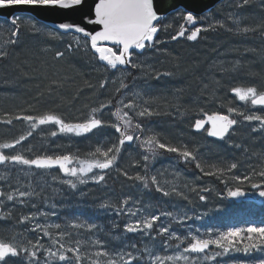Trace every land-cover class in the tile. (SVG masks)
<instances>
[{"label":"rangeland","instance_id":"374dc122","mask_svg":"<svg viewBox=\"0 0 264 264\" xmlns=\"http://www.w3.org/2000/svg\"><path fill=\"white\" fill-rule=\"evenodd\" d=\"M257 3L260 5V8H262L259 0ZM230 4L231 0L226 1L221 7L217 8L218 10L215 12L210 11L201 18V21L203 22V27L201 28H208L209 25H216L218 21L223 22L225 27H215L214 29L210 28L207 31H201L202 35L195 43L193 41H188L187 39L182 40L183 42L181 44L183 46H190L196 43H198V45H204L207 38L211 36L209 33H214L213 30L216 29L221 32V35H219L220 37L216 35L212 39L215 44L219 43V45H216L215 49L212 50L210 57L204 55L202 63H197V61L191 60L192 70L189 71L188 78L191 79L192 84H187L185 88L179 87L177 84L178 81L183 79L182 75L174 76V78L171 76V78L163 84H161L162 80H157L156 75L163 72H161V70L156 71L155 64H163L161 58L167 56L163 55V50L160 48L162 45L159 44H156L151 48H146L141 56H133V62L141 64L143 66L142 68L124 69L122 66H119L120 68L113 72L112 70H109L108 72L106 70L103 71L102 67L97 63L99 61L96 60V57L90 50V44L87 45V50H85L84 47H81L78 50L74 48L73 51L69 52L67 46L70 43L74 44V37L76 36L65 38L57 36V38H52V36L47 34V31L45 30V32H42L39 35L28 33V35L31 36L30 38L23 37V39L28 40L25 46L22 41H19L15 45L7 46L8 56L5 59L0 60V144L13 142L21 135L27 136V133L31 130L28 122L15 119L18 115L39 116L52 111L50 113L60 115L66 122H84L89 118L87 113L91 114L92 108H99L101 105H105V107L97 112L96 115L97 118H100L103 122V126L98 133H108L110 135L106 134L109 137L107 147H111L109 145L118 144L119 133H116L112 125L118 123L123 127V120L115 115L117 109L121 110V116L123 115V112H127L130 118V112L135 115V119L131 118V120L134 121V123H132L133 126L137 124V118H151L152 121L140 123L143 131L137 130L130 133L133 134L134 137L139 136L140 139L134 138L131 143L126 142L125 145L121 147V152L116 164L111 169L107 170V172L102 173L105 175V181L101 183H95L89 180L88 183L78 184L76 189H71L67 184L62 183V180L69 179L70 177L62 175L58 171L35 170L28 166L12 164H7L6 166L1 167L0 191L4 192L5 196L1 199L0 216L8 214H10V216L8 219H0V239L9 241L15 240L16 242L25 243V233L21 231L22 226L17 223V218L13 217V213L17 211L16 214H21L20 216H33L32 210L35 206L32 205L30 209L24 208L27 203L33 202L35 204L41 202L43 203V208L37 216H42L41 218L53 216V213L57 210L54 203V198L59 199L57 195L61 196L65 192H76L79 197H83L85 188H89L90 185L95 186L100 203L104 202L103 204L110 205V207L104 208L107 214L111 215L109 216L110 219L108 220L107 226L110 238L113 239V236L116 235L121 237L120 241L116 240L120 244V249L123 245H135V248H124V251H131L136 256L145 253L143 259L139 261V264H149L150 257L146 254L145 249L154 252L155 255H160L161 257L176 254L175 248L162 247L161 242L167 237V234L164 236L157 235L158 229L161 226L167 227L171 224V229L182 238L188 234L189 229H191L193 233H195L196 229H199L202 238L215 239L217 238L215 232L206 226H208L210 222L209 218L213 217L216 212L220 210L222 211L223 209L228 211V214L244 212L249 217H255L256 214L263 210V207L259 208L251 200L246 202H230L227 195H219L213 184L202 179L198 173H193L191 170L187 169V164H194L188 161L186 162L183 158L179 157L177 153L158 150V154L153 159L147 148L141 147L147 136L156 135L157 138L166 145L178 148L186 147L187 150L194 149V151H199L198 155L201 157H205L206 155H216V152H221V147L210 142V139L208 140L206 136L207 132L205 130L201 132H193L192 127L195 121L200 119L202 115L218 113L216 112V108L221 104V100H223L221 92L223 93L227 86L228 87L225 91L230 87L234 88L236 86H257V81L255 80L256 77L252 76L253 72L251 69L256 66L255 64L261 63V58L257 56L254 60L243 64L239 57H243V61L245 62L248 59H252L251 56H254L256 53L254 50L239 52L240 56L237 57V50H235L233 46L235 44H249L247 40L251 41L253 44L255 43V45L258 42L260 43L259 49H261V53L264 55V31L257 30L262 33L261 38H259L260 40L248 38L247 40L246 38L237 40V26L233 23V20L238 19L241 27L249 26L247 22L250 21V16L246 14V16L244 15V18L239 16L238 12L231 15L230 13L225 14V11L230 12L228 6ZM259 5L257 6L259 7ZM243 8L244 7H241L239 9ZM231 23L234 24V30L231 28ZM0 24H3V21H0ZM165 25L166 23H163L159 26ZM261 26H264L263 23L256 26V28L260 29ZM6 29L7 25H4V27L0 29V31H2V35H0V45H4V41L9 37V31ZM229 29L232 30L230 31ZM222 34L227 36L225 38L232 40V42H225L224 38L221 37ZM160 35L164 40L168 37L167 31L164 28H162ZM20 37L21 35L19 36V39ZM233 38L236 40L234 41ZM81 43H84L83 38H81ZM22 45L24 47L21 51L25 50V56H29L30 61L32 58L38 63H40V61L42 62L44 58H40L36 50H41L45 55L53 53L54 57L57 51L66 52L68 55L67 58L71 55L69 57L70 59L64 61V64L58 65L59 68L57 69V73L63 77L65 71H74L71 67L72 65L77 64L79 70L84 72L86 76H89L91 80L94 79L92 75H97L94 79V84L91 82L87 84V91L94 92V94L92 96L88 95L83 101L76 100L78 102L76 103L78 104V107H76L74 103L68 101L65 102L64 105L60 104L61 102L58 96L52 99V95L55 96L54 91H48L49 99H47V101H41L42 104L39 103L38 105L45 110L43 109L39 112V109H36L38 111H35L27 109V106L23 107L24 105H22V102H24L25 94L29 93L30 90L27 88L22 89L21 84L24 82L23 79L10 81L9 77L11 69L14 68V63L15 67L20 64L16 60V55H14V52L12 53L11 50L18 46V48H21ZM191 52H194L193 49H189L186 53L184 52L183 56L185 57H183V59L185 60ZM23 59L26 58L24 57ZM23 59L21 60L20 68H16L14 72L18 73L20 70H27L24 66L25 61ZM26 60L30 62L29 59ZM70 61H75V63L71 64L69 63ZM60 66L62 68H60ZM234 66H236L235 70H233ZM3 67H5V69L7 68L5 72L6 75L3 74ZM109 72H115V74L110 77L108 74ZM262 73H264V71H262ZM150 75H153V77ZM160 76L163 75L159 74V77ZM22 77L23 76H21V78ZM100 77L102 82L107 80V84L104 88L100 87L101 82H97V79ZM163 77L169 78V76L166 75ZM17 78L20 77L18 76ZM121 79H123V83L126 84L127 87H120ZM64 81L66 82V80ZM68 81L70 80L67 79V82ZM54 86L56 89H61L56 85ZM117 89H119V91H117ZM258 90L261 89L258 88ZM80 91L83 92L82 95L85 94V89ZM35 92L36 91H32V93ZM136 93H140V95L137 96ZM17 99H19L20 102ZM234 99H236V96H233L234 103L230 102L221 104L223 105V112H221V114L228 115V107L236 108L238 112L244 113L245 111L243 109L247 105L251 107L248 114L259 115L258 112H261L264 115V106H253L250 102L243 101V105H241L237 104ZM121 100L124 101V104L134 102L136 107L124 108L120 103ZM6 101L10 103L19 102V104L11 110L1 106V104H4ZM36 105L37 104L35 103L34 106ZM62 106L63 108H61ZM143 107H148L157 114H154L151 117L138 116L137 112ZM254 107H256V109ZM46 109L50 110L47 111ZM8 119L12 120L11 124L3 122ZM251 122H255L258 124V129L260 128V123L258 121ZM241 124L242 123L239 122V126ZM52 131H58L55 125H41L35 130H32V135L28 136L21 144L16 145L15 148L0 149V151L9 155L21 153L26 158L31 159L39 155H55L56 152H59L58 154H60L61 149L78 147L80 142H75L73 137L59 133L57 136L53 137L51 136ZM95 149L96 147L88 146L85 153L89 154L83 158L82 155H78V158L80 160L93 159L91 153H93ZM145 155L150 157L148 161H144L143 157ZM73 166L79 165L75 161ZM123 171L127 172L128 176L132 177H135L137 174L148 176L149 178L155 175L164 190L169 191L171 194L166 197L162 192H157L155 190L156 186L152 185L150 181L149 188L145 189L140 181L131 180L124 174L122 175ZM93 172L101 174L100 171L96 169H94ZM114 174H117L119 177L118 183L121 187L119 192H123L120 199H117L119 192H117L114 187H108V184L106 183L109 179V175ZM172 189H175V191L173 192ZM192 189H195V191ZM19 191H27L30 192L31 195L21 198L18 195ZM7 194H14L16 199L14 201H8L6 199ZM201 195L205 196L206 199L201 201L199 199ZM127 197H131V201L129 202V205L125 206L123 200ZM118 211L122 214H117ZM129 211L137 212V215L130 216L127 214ZM165 212H172L175 219L161 215L160 220L156 221L154 228L150 232H145L143 234L140 232L127 233L124 231V225L126 223L133 222L136 219H144L146 216L153 214L159 215ZM45 213L47 215H44ZM184 213H187V216L192 218L184 220L183 223H179L178 221ZM197 216H199L200 219H196L195 217ZM42 226L47 228L49 225ZM205 232H210V237L204 236ZM64 236H56V239L59 238L61 243L65 244L66 247H73L70 241L64 239ZM189 242L190 238L181 244V251L184 247H187ZM172 243L175 244L177 241L173 240ZM153 245H155V247H153ZM49 247L53 248V250H57V246L55 245H47L44 248ZM217 252L223 254L217 256L216 259L210 261L209 264H229L226 262L223 263V260H226L228 256H231L234 253H242V255L246 253L243 249L234 246L230 247L229 251L224 252L223 249L217 248L215 245H210L207 251L210 255ZM69 254L70 253H65V255L69 257L70 264H76L75 257ZM94 259L96 258L89 259L88 263L81 261V264H92ZM41 260L43 264V258H41ZM56 260L60 262L58 257H56ZM49 261L50 264H53L55 257H50ZM60 264H64V262H60ZM135 264H137V262ZM165 264H172V262L165 261ZM178 264H184V262L180 261Z\"/></svg>","mask_w":264,"mask_h":264},{"label":"snow or ice","instance_id":"6c2138e0","mask_svg":"<svg viewBox=\"0 0 264 264\" xmlns=\"http://www.w3.org/2000/svg\"><path fill=\"white\" fill-rule=\"evenodd\" d=\"M250 0H239L237 7H245L249 5ZM0 10H11L12 14L5 19L3 24H0V29L7 25L9 31V37L4 41V45H0V60L5 59L8 56V45H15L19 42V36L22 31H27L33 35H39L45 32V26L41 25L40 19L35 15L37 12L45 13H57L65 17L55 28L61 30L59 32H52L48 30L47 34L51 35L52 38H57V36L76 33L79 36L74 37V44L70 43L67 46L69 52L84 47L87 50V45L90 43V48L94 50V54H98L99 61L104 62L106 69H118V66H131L132 68H142L143 66L138 63L133 62V52L134 50H145L146 48L154 47V45L162 43V41L157 39V33L166 29L167 26H159V14L154 4V0H0ZM180 19L185 21L188 25H196L197 15L191 10L185 9L180 13ZM233 23L236 24L237 34H247L248 32H255L257 30L264 31V26L260 29L250 28L248 26H240L238 19H234ZM91 26V29H90ZM100 30H95L96 27ZM215 27L223 28L225 25L223 22H217L216 25H209L208 28L195 27L194 30L188 32V29L182 24L180 30L170 37L171 40L175 41L180 37H185L188 41H196L201 31H207L210 28ZM230 31L232 29H229ZM2 35V31H0ZM81 38H83L84 43H81ZM102 42H111L112 44L118 46V51L114 50L112 47H107L102 44ZM65 53L63 51H57L55 53L56 59L63 58ZM233 67V70H235ZM164 75L171 76V72L164 73ZM123 76V73H122ZM159 78V74L156 75ZM107 84V80L101 82L100 87L104 88ZM121 88L127 87L121 79ZM119 91V89H117ZM231 92L239 99V101L250 102L253 106H264V91L258 90L255 86L247 87H234ZM137 96L140 93H136ZM120 103L124 108H134L136 105L134 102H129L124 104L121 100ZM147 103V102H145ZM105 105H101L99 108H92L91 115L84 122H66L65 119L61 118L60 115L54 113H47L39 116L33 115H18L15 117L16 120L26 121L30 124L31 130L27 133V136L21 135L18 139L10 143L0 144V149H12L16 145L21 144L28 136L32 135V130H35L41 125H55L58 131H52L51 136L55 137L59 134H74L75 136H83L87 133L93 132V130L98 129L103 126V122L100 118H97V112L101 111ZM228 113H235L236 115L243 118L244 121H258L260 123L259 129H253V131H264V116L245 114L243 112H238L236 108L228 107ZM121 110L117 109L115 115L119 119L123 120V127L120 124H113L112 127L115 129L116 133H119L118 144H113L111 147L100 148L97 147L93 153H91L93 159L90 160H80L78 157H74L69 154L61 155H39L35 158H26L21 153L16 154H5L0 151V165L12 164V165H23L28 167H35L38 169H52L58 168L65 176L70 177L69 179L62 180V183L67 184L71 189H76L78 184H86L89 180L95 183H101L105 181V175L102 174L104 170L111 169L117 162L118 156L121 152V147L125 145L126 142H132L135 139H140L139 136L130 134L137 130L143 131L139 123L135 124L133 127L132 120L127 112H123L120 115ZM154 113L148 107H143L137 112L140 117H151ZM4 123L11 124L12 120H4ZM239 123L235 118H231L229 115L221 113H212L211 115L206 114V119H198L195 121L193 127L196 131L205 130L207 135L210 137H216L223 140L227 135H229L230 130L234 128ZM205 124L210 125V127L205 129ZM141 147H146L151 153L154 159L158 154V150H166L169 153H177L179 157L183 160H196L197 157L187 148H178L162 143L156 135L147 136ZM239 147V145H236ZM144 161H148L150 157L145 155L143 157ZM76 161L79 166L69 165ZM196 167L203 171L200 163L196 164ZM237 167L236 163H232L229 166V170L235 169ZM100 170L101 174H96L93 170ZM91 174V175H89ZM211 174V173H206ZM124 175L131 180L140 181L145 189L149 188V181L152 185L156 186L157 192H162L164 196H169L171 193L164 190V188L159 184L157 176H142L137 174L135 177L128 176L125 172ZM258 175L264 178V171H260ZM246 179H249L246 177ZM252 187H260V185L252 184ZM195 191V189H192ZM174 192L175 189H172ZM19 197L23 198L25 196H30L31 193L27 191H19ZM244 192L239 186L235 189H229V197H241ZM259 195L264 197V191H260ZM5 196L4 192H0V197ZM6 199L8 201H14L16 196L14 194H7ZM186 199V197H185ZM201 201L205 200L206 197L201 195L199 197ZM131 197H127L123 200L125 206L129 205ZM35 206V205H33ZM101 208H108L110 205L101 204ZM54 214V213H53ZM117 214H122L118 211ZM130 216H136L137 212L129 211L127 213ZM44 215H47L46 213ZM161 215L166 217H171L175 219L172 212H165L162 214H153L146 216L144 219H136L133 222L126 223L124 225V231L127 233H137L141 234L145 232H150L156 223L160 220ZM10 214L0 216V219H8ZM188 217L187 213H184L179 223H183L186 219H191ZM200 219L199 216L195 217ZM35 219L34 216H23L20 222L29 221ZM73 227H87L89 230L96 228L94 224H76ZM55 228L59 229L60 225H55ZM39 229L43 232L44 236H50L47 228L43 227L39 223L35 225L32 231ZM248 234L247 238L252 240L253 237L257 238L259 243H252L246 245L243 251L248 252L251 249H259L260 243H264V227L249 226L246 229L241 228H231L226 232L220 233L217 238H202L199 233V229L195 230V233L191 229L186 236L183 238L175 233L171 229V224L164 227L161 226L158 229L157 235L167 237L161 242L163 248H175V255H167L161 257L160 255H155L154 252L145 249L146 254L150 257L149 264H165V261H171L172 264H178V262L183 261L184 264H209L210 261L215 260L217 256L223 253L217 252L215 254H208L206 249H209L210 245H215L217 248L223 249L224 252L229 251L230 247L234 246V238L240 237L242 232ZM210 232H205L204 236L210 237ZM60 237L64 236V233L59 234ZM51 238V237H50ZM187 247H184L181 251V244L185 240H189ZM114 240L120 241L121 237L116 235L113 236ZM175 240L177 243L173 244L172 241ZM95 246H101L102 242L96 240ZM79 244V242H77ZM53 245L57 246V250L53 248H44L41 241L37 239L35 242L28 241L25 243L16 242L15 240H3L0 239V264H11L12 258H17L23 262V264H41V257H43V264H50V257H58L60 262L64 264H70L69 257L65 253H72L75 257L76 264H81L82 256L80 254V248H73L71 246H65L61 243L60 239L57 238L53 240ZM155 247V245H153ZM124 248H135V245H123L122 249L109 253L107 251H96L94 256L96 259L92 261V264H133L136 261L143 259L145 253H141L140 256L134 255L131 251H124ZM264 250V249H262ZM196 254V255H192ZM203 254V255H201ZM106 259H100V258ZM127 257V259H126ZM258 264H264V259L258 261Z\"/></svg>","mask_w":264,"mask_h":264},{"label":"trees","instance_id":"16d2710c","mask_svg":"<svg viewBox=\"0 0 264 264\" xmlns=\"http://www.w3.org/2000/svg\"><path fill=\"white\" fill-rule=\"evenodd\" d=\"M229 1V0H226ZM225 1V2H226ZM258 0H250L249 5L245 6L243 9H239L241 7H237V4L239 3V0H231V4L229 6V11H225L224 13H230L233 14L235 12L239 13V16L244 17L249 15L250 21L247 22L250 28H256V26L261 25L263 23L264 25V0H259L261 2V7L257 3ZM224 2V3H225ZM223 3V4H224ZM220 4L217 7H215L212 11L215 12L218 10L217 8L221 7ZM259 5V7L257 6ZM251 8V9H250ZM228 10V9H227ZM180 13L181 12H175L173 15H169L166 18H164L161 22H159V25L166 23V31H167V38L165 40L161 37V31L157 33V39L162 41V43H159V45H162L160 48L163 50V55H167L164 58H161L163 61V64H155L156 71L161 70L163 73H159L164 76V73L171 72L174 78V76H183V79L177 82L179 87L185 88L187 84L191 85V79L188 78L189 71L192 70V63L191 60L197 61V63H202L203 56H211L212 50L215 49L216 45L218 46L219 43L215 44L212 39L214 36L221 35L220 31L213 30V32L209 33L211 35L209 38H207V41L204 43V45L198 43L190 46H183L181 43L184 39H177L175 41L171 40L170 37L172 35L176 34L177 29L180 26L182 19H180ZM242 13V14H240ZM245 18V17H244ZM1 21V20H0ZM4 22V21H3ZM171 28V29H170ZM231 28L234 30V24L231 23ZM45 30L48 32L47 27H45ZM52 31V30H51ZM172 31V33H170ZM55 32V31H52ZM29 32L22 31L21 37L19 41L24 42V46L27 39H23V37L30 38L31 36L28 35ZM26 35V36H25ZM213 35V36H212ZM233 35V34H232ZM62 38L70 37L73 35H60ZM262 33L259 31L255 32H248L247 34H238L236 36L237 40L247 38L248 39H255L260 40ZM201 37V36H200ZM220 37V36H219ZM224 38L225 42L230 43L232 40L227 39L222 34L221 36ZM199 39V38H198ZM197 39V40H198ZM234 41L236 40L233 38ZM164 40V41H163ZM196 40V41H197ZM196 41H193L194 43ZM249 44L243 43V44H235L233 48L237 50V57H239V52H246L250 50H254L256 53L254 56H251L252 59H248L247 61H243V57H239V59L242 61V63H247L255 59V57L259 56L261 58V63L255 64L256 68L254 67L251 69L252 76L256 77L255 80L257 81V88H260L262 91H264V55L261 53V49H259L260 43L253 44L251 41L247 40ZM20 45V44H19ZM21 48L15 47L12 49V53L14 52V55H16V60L18 63L21 64V60L25 57L26 59H29V56H25V50L21 51L23 49V46ZM45 47L44 45H42ZM229 46V44H228ZM189 49H193L194 52L189 53V56L183 59L184 52L189 51ZM92 54L96 57V60H98L97 55L94 54L92 49L90 48ZM38 53V56L43 59V61L40 63L35 62L34 59L31 58V61L28 62L26 59H23L25 61V70H20V72L16 73L14 72L15 69L20 68V64L14 68L11 69V73L9 74L10 81L17 80V79H23V83L21 84L22 89L27 88L30 90L29 93L25 94L24 102H22L23 107L27 106V109H32L35 111H38L36 109H39V112H41L44 108L41 106H38L39 103L42 104L41 101H47L48 98V91H54L55 96L52 95V99L56 98V96L59 97L60 104H65V102L74 103L76 107H78V101L85 100L88 95L92 96L94 92L87 91V84L95 82V75H92L94 77L93 80L89 78V76H86L84 72L79 70V66L77 64L72 65L71 69L74 71H65L63 74V77L57 73V69L59 68V64H64V61L67 59H70L69 56L67 58V53L65 52V55L61 59H56L54 57L53 53L43 54L40 51L36 50ZM145 50L142 52H133V56H141L144 53ZM192 51V50H191ZM74 57V56H72ZM238 59V58H237ZM245 60V58H244ZM69 63H75V61H70ZM100 67H102L103 71H109L112 70L116 71L118 69H106L105 64L101 63L100 61L97 62ZM70 65V64H69ZM11 66V67H13ZM9 67V66H8ZM246 67V66H245ZM60 68H62L60 66ZM131 66L124 67V69H131ZM247 68V67H246ZM7 69V68H6ZM6 69L3 67L4 75H6ZM29 71V72H27ZM31 74V75H28ZM110 77H112L114 73L109 72L108 73ZM251 75V74H250ZM20 78H17V77ZM21 76H23L21 78ZM153 77V75H150ZM163 76H160L157 80L161 81L163 84L168 79L171 78H165ZM168 76V75H166ZM29 77V78H28ZM67 79L70 80L67 82ZM66 80V82L64 81ZM101 77L97 79V82L100 83ZM157 84V83H156ZM154 84V85H156ZM160 84V85H161ZM259 84V85H258ZM58 86L56 89L55 86ZM94 86V85H92ZM96 87V86H95ZM228 87V86H227ZM226 87V88H227ZM230 87V86H229ZM237 87V86H236ZM225 88V89H226ZM85 89V94L82 95L83 92L80 90ZM222 93L221 97L223 100H221L222 103H230L233 102V95L231 92V87L227 89ZM32 91H36L35 93H32ZM19 101V99H17ZM76 101V102H75ZM234 101L237 102V104H242V101H239V99H234ZM20 102V101H19ZM19 102H5L4 104H1L3 108L11 109L13 110ZM37 104L34 106V104ZM234 103V102H233ZM87 105V103L85 102ZM219 105L216 108V112L221 113L222 106ZM85 105V106H86ZM20 106V105H19ZM31 107V108H30ZM34 107V108H32ZM1 108V107H0ZM63 108V106L61 107ZM60 108V109H61ZM250 106L244 107V113L248 114L250 111ZM253 108V107H252ZM256 109V107H254ZM258 109V108H257ZM22 110V109H21ZM45 110V109H44ZM47 111L50 109H46ZM52 110V109H51ZM187 110V109H186ZM31 111V110H30ZM52 112V111H50ZM48 112V113H50ZM47 114V113H45ZM131 118L135 119V115L130 112ZM231 118L237 119L242 124L239 126V123L231 130L229 135L221 141H213L209 140L213 144H216L218 147H221L222 150L220 153L216 152V155H209L205 157H201L198 155L199 151H194V149H189L196 157V160H188V162H191L194 165L187 164V169L191 170V172L198 173L202 179L205 181H208L210 184H213L216 188V192L219 195H228L229 189H235L237 186L241 188L244 192H252L257 193L259 191H264V178L260 177L258 173L260 171H264V131H253V129H258V124L255 122H248L244 121L242 117L233 114V113H227ZM259 115L264 116L261 112H258ZM91 114L87 113V116L89 117ZM137 123H147L151 122V118L146 119H136ZM134 123V121H132ZM134 127V126H133ZM101 127L97 129L92 134L81 137V138H73L75 142H80L77 148H65L61 149L60 154L59 152H56L55 155H61V154H72L75 157H78V155H82V158L85 157L89 153H85L86 148L88 146L91 147H100V148H106L107 147V141L109 139L108 135L103 133H98L100 131ZM188 134V133H187ZM110 136V135H109ZM111 138V137H110ZM112 140V139H111ZM173 140V139H172ZM236 145H239V147H236ZM112 146V145H109ZM187 162V161H186ZM200 163L201 167L203 168V171L201 169L196 167V164ZM232 163H236L237 167L235 169L229 170V166ZM105 173V172H104ZM125 173V171L122 172V175ZM206 173H211L206 174ZM249 178V179H246ZM109 179L106 181L108 184V187H114L117 192L120 191L121 187L119 186L118 179L119 177L117 174L109 175ZM121 179V176H120ZM252 184L260 185V187H252ZM83 197H79L76 192H65L63 195H57L59 199L54 198L55 206L57 207L56 212L53 214V216H47L44 218H41L42 216H37L43 208V203H33L29 202L24 208H31L32 205H35V208L32 210V215L35 217V219L25 221L23 223L20 222L21 214H16L17 211H15L14 218H17V223L21 225V231L25 233L24 240L25 243L28 241L35 242L37 239L41 241V244L43 247L49 245L53 246V240L56 239V236H59L60 233H64V239L68 240L72 243L73 247H79L80 248V254L82 256V261L84 263H88L89 259L96 258L94 256V253L96 251H107L109 253H113L115 251H119L120 244L110 238L108 234V220L110 219V214H107L104 208H101L100 205L104 202L100 203V200L97 197V190L94 185H90L89 188H85ZM119 196L117 199H120L123 194V192L118 193ZM235 202V201H231ZM228 211H225L222 209V211L216 212V214L213 217L209 218V224L206 226L207 228H211L215 232V236L217 237L220 233L226 232L231 228H241L246 229L249 226H257V227H264V210L260 211V213L256 214L255 217H249L244 212L240 213H233L228 214ZM230 212V211H229ZM207 220V219H206ZM6 222V221H5ZM39 223L40 225H49L47 227V230L49 231L50 236H44L43 232L37 229L36 231H32V229L35 227V225ZM59 224L60 228H55V225ZM76 224H94L96 225V228L89 230L87 227H73V225ZM3 225V224H2ZM1 225V226H2ZM248 234L245 232L241 233L240 237L234 238V247H237L239 249H244L246 245H250L252 243H259L258 239L253 237L252 240H249L247 238ZM51 237V238H50ZM70 237V238H69ZM72 238V239H71ZM100 240L102 242L101 246H95V241ZM79 242V244H77ZM264 243H260L259 249H251L246 252L244 255L242 253H234L231 256H228V258L223 260V263H229V264H258V261L261 259H264ZM74 256L73 254H69ZM43 258V257H41ZM100 259H106V258H100ZM134 264L136 262H133ZM11 264H23V262L17 258H12ZM42 264V260H41ZM53 264H60L56 260L53 262Z\"/></svg>","mask_w":264,"mask_h":264},{"label":"water","instance_id":"95a60500","mask_svg":"<svg viewBox=\"0 0 264 264\" xmlns=\"http://www.w3.org/2000/svg\"><path fill=\"white\" fill-rule=\"evenodd\" d=\"M221 1L222 0H154V4L156 5V8H157V11L159 14V20H160L161 18L166 16L168 13H170L176 9L191 10V11H193L194 14L199 16V15H202L206 12H209L212 8H214V6H216ZM11 14H12L11 10H0V17L3 19H6ZM35 15L40 19V23H42V24H44V25H46L52 29H55L57 31H61V30L56 29L55 25L58 24L65 17H63L57 13H45V12H37V13H35ZM195 26L196 25H194V26L190 25V28H193ZM90 29H91V26H90ZM95 30H100V28L97 26L95 28ZM102 44L104 46H115L111 42H102ZM203 119H206V116L201 118V120H203ZM208 127H210V125L205 124V129ZM95 130H93V132ZM193 131L194 132H201V131H203V129L200 131H196L195 128L193 127ZM91 133H87L83 136L89 135ZM68 135L75 136L74 134H68ZM75 137H78V136H75ZM79 137H81V136H79ZM207 137L209 139H212V140H221L219 138L210 137L208 135H207ZM72 165H69V166L71 167ZM1 166H3V165H0V167ZM32 168L38 169V168H35L34 166ZM52 169H58V168H52ZM43 170H46V169H43ZM60 173H62V172L60 171ZM232 199H234V200L252 199V200H254V202L257 205H261L264 202V197H261L260 195H258V197H257V196L250 194V193H244V195L241 197H229L228 196V200H232ZM207 250L208 249H206V251Z\"/></svg>","mask_w":264,"mask_h":264},{"label":"flooded vegetation","instance_id":"af4514ba","mask_svg":"<svg viewBox=\"0 0 264 264\" xmlns=\"http://www.w3.org/2000/svg\"><path fill=\"white\" fill-rule=\"evenodd\" d=\"M183 25L185 26V24H183ZM200 25H201V27H202V22L200 23ZM186 27H187V26H185V28H186ZM170 29H171V28H170ZM187 29H188V27H187ZM189 32H190V31H189V29H188V32L186 33V35L189 34ZM170 33H172V31H170ZM186 35H185V36H186Z\"/></svg>","mask_w":264,"mask_h":264},{"label":"bare ground","instance_id":"6f19581e","mask_svg":"<svg viewBox=\"0 0 264 264\" xmlns=\"http://www.w3.org/2000/svg\"><path fill=\"white\" fill-rule=\"evenodd\" d=\"M232 95L235 96L233 93H232ZM236 99L238 100L237 97H236ZM207 115H210V114H207ZM204 116H206V114L202 115V118H203ZM73 162H75V160H74Z\"/></svg>","mask_w":264,"mask_h":264}]
</instances>
